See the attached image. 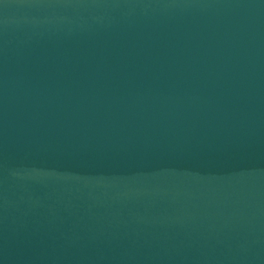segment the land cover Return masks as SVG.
<instances>
[{
	"label": "water",
	"instance_id": "95a60500",
	"mask_svg": "<svg viewBox=\"0 0 264 264\" xmlns=\"http://www.w3.org/2000/svg\"><path fill=\"white\" fill-rule=\"evenodd\" d=\"M0 264H264V0H0Z\"/></svg>",
	"mask_w": 264,
	"mask_h": 264
}]
</instances>
